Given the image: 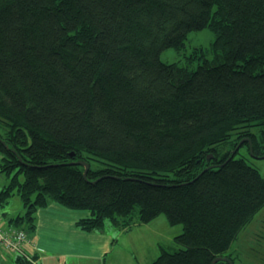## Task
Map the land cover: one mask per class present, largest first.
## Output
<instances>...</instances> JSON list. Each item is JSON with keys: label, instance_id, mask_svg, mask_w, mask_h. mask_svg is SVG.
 I'll return each mask as SVG.
<instances>
[{"label": "trees", "instance_id": "trees-1", "mask_svg": "<svg viewBox=\"0 0 264 264\" xmlns=\"http://www.w3.org/2000/svg\"><path fill=\"white\" fill-rule=\"evenodd\" d=\"M206 27L210 45L161 60ZM242 139L264 155V0H0L2 229L28 237L51 201L87 210L88 232L165 213L183 231L150 264H230L264 207L249 142L229 158Z\"/></svg>", "mask_w": 264, "mask_h": 264}, {"label": "crops", "instance_id": "crops-1", "mask_svg": "<svg viewBox=\"0 0 264 264\" xmlns=\"http://www.w3.org/2000/svg\"><path fill=\"white\" fill-rule=\"evenodd\" d=\"M89 215L87 210L51 201L37 210L36 229L27 232L30 240L26 250L36 254L37 264H150L161 247H173L174 229L161 214L128 229L107 221L103 229L88 232L78 228L77 222ZM1 252L5 261L17 264L14 253L4 248Z\"/></svg>", "mask_w": 264, "mask_h": 264}, {"label": "rangeland", "instance_id": "rangeland-1", "mask_svg": "<svg viewBox=\"0 0 264 264\" xmlns=\"http://www.w3.org/2000/svg\"><path fill=\"white\" fill-rule=\"evenodd\" d=\"M215 39L214 32L208 27L200 30L191 31L185 40V46L181 49L174 47L163 50L160 54V58L165 63L187 61L186 57L193 52V50L199 46H208ZM198 63L195 60V65ZM237 157H246V160L257 167L261 174L264 175V158H255L251 154H248L246 146L241 147L240 153ZM2 153L0 152V161ZM7 181L5 174L0 173V184ZM2 210L5 211L10 217H15L19 214H24L25 206L18 194H15L9 198V201L4 204ZM166 217L165 213H162ZM5 218V217H4ZM5 219V220H6ZM167 219V217H166ZM107 221L110 222V219ZM169 227L174 229V236L177 235V229L183 231V224L178 223ZM173 247L178 248V245L173 242ZM170 249V250H172ZM226 256L233 258V264H264V207L257 212L254 218L240 231L239 236L232 242L229 249L225 252ZM1 264H13L11 260L5 261V256L1 254Z\"/></svg>", "mask_w": 264, "mask_h": 264}, {"label": "built area", "instance_id": "built-area-1", "mask_svg": "<svg viewBox=\"0 0 264 264\" xmlns=\"http://www.w3.org/2000/svg\"><path fill=\"white\" fill-rule=\"evenodd\" d=\"M29 239L25 232L19 230H5L0 227V247H3L9 252L26 251V246Z\"/></svg>", "mask_w": 264, "mask_h": 264}, {"label": "water", "instance_id": "water-1", "mask_svg": "<svg viewBox=\"0 0 264 264\" xmlns=\"http://www.w3.org/2000/svg\"><path fill=\"white\" fill-rule=\"evenodd\" d=\"M245 142H249V144H250V154H251L252 157H255V158H264V155L257 156V155L254 154V152H253V145H252V142H251L249 139H242V140L239 142V144L237 145V147L235 148V150L232 152V155H231L229 158H231L233 155H235L236 152H237V150L240 148V146L243 145ZM211 157H212V154L209 155V158H211ZM76 163H77V164H81V165H85V166H86L85 173H84L85 176H86L87 171H88V169H89V164H88L87 162H85V161H82V160L77 161ZM222 259H223V260H228V258H225V257H219V258H216V259L212 262V264H216L217 261L222 260ZM229 263H230V264H233V262L230 261V260H229Z\"/></svg>", "mask_w": 264, "mask_h": 264}]
</instances>
